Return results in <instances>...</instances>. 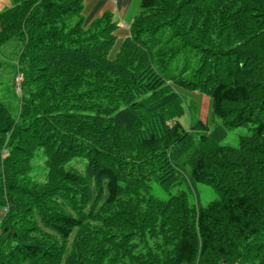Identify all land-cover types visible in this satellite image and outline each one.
Segmentation results:
<instances>
[{
  "label": "trees",
  "instance_id": "1",
  "mask_svg": "<svg viewBox=\"0 0 264 264\" xmlns=\"http://www.w3.org/2000/svg\"><path fill=\"white\" fill-rule=\"evenodd\" d=\"M11 2L0 49L20 43L23 81L16 109L0 97V264H264V0H142L113 58L112 14ZM186 179L216 198L191 205Z\"/></svg>",
  "mask_w": 264,
  "mask_h": 264
},
{
  "label": "rangeland",
  "instance_id": "2",
  "mask_svg": "<svg viewBox=\"0 0 264 264\" xmlns=\"http://www.w3.org/2000/svg\"><path fill=\"white\" fill-rule=\"evenodd\" d=\"M118 49V43L114 46L111 52V58L116 55V51ZM21 50V46L19 42L10 41L4 47L0 49V60L2 61V66L0 67V97L11 106L12 110L16 109L19 104V94L15 95V91L17 90L18 81L22 82V75L19 73L16 76V68H17V58L19 51ZM16 76V77H15ZM16 83V89L14 85ZM19 90V88H18ZM184 97H186L187 101H189V105L192 108L196 109V114L198 118L210 127H213L217 123H220V120L214 118L212 114V100L200 93H188L184 90L178 89ZM191 100V102H190ZM15 113V112H14ZM179 121L186 127H189V114L185 108V113L182 117L179 118ZM251 135V131L247 127H241L238 129H234L228 133L227 138L222 141V145L238 147L239 139L243 136ZM39 160L35 162V165H39ZM34 177L38 181H43L45 178V171L40 167L36 169L33 173ZM182 189L187 192L189 195V202L191 205L194 203L200 202V205L206 207L211 201L216 198V195L212 188L205 185H194L188 179L184 180L182 185ZM152 194L157 196L160 199L166 200L170 197V195L176 194L177 189H168L165 190L161 188L158 184L152 183ZM5 210L0 206V220L4 215Z\"/></svg>",
  "mask_w": 264,
  "mask_h": 264
},
{
  "label": "crops",
  "instance_id": "3",
  "mask_svg": "<svg viewBox=\"0 0 264 264\" xmlns=\"http://www.w3.org/2000/svg\"><path fill=\"white\" fill-rule=\"evenodd\" d=\"M142 0H84L83 15L86 26L96 18L110 13L117 24L116 37L118 49L130 37V28ZM12 5L11 0H0V13ZM116 51V52H117Z\"/></svg>",
  "mask_w": 264,
  "mask_h": 264
},
{
  "label": "built area",
  "instance_id": "4",
  "mask_svg": "<svg viewBox=\"0 0 264 264\" xmlns=\"http://www.w3.org/2000/svg\"><path fill=\"white\" fill-rule=\"evenodd\" d=\"M19 83H20V82L18 81V85H19Z\"/></svg>",
  "mask_w": 264,
  "mask_h": 264
}]
</instances>
